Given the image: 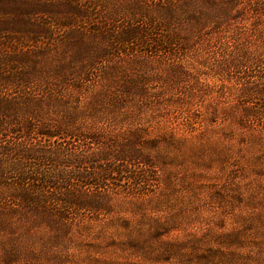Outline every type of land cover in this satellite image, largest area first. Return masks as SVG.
Listing matches in <instances>:
<instances>
[{"label": "rangeland", "instance_id": "obj_1", "mask_svg": "<svg viewBox=\"0 0 264 264\" xmlns=\"http://www.w3.org/2000/svg\"><path fill=\"white\" fill-rule=\"evenodd\" d=\"M0 264H264V0H0Z\"/></svg>", "mask_w": 264, "mask_h": 264}]
</instances>
